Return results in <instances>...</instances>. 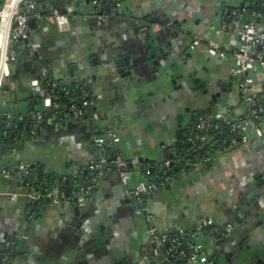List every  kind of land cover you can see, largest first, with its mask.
<instances>
[{
  "label": "crops",
  "instance_id": "1",
  "mask_svg": "<svg viewBox=\"0 0 264 264\" xmlns=\"http://www.w3.org/2000/svg\"><path fill=\"white\" fill-rule=\"evenodd\" d=\"M65 2L66 5H74L76 11L89 12L94 16L86 21L74 13L72 28L68 33H60L55 29L45 31L43 24L36 21L40 31L31 29L30 35L32 40L42 43L39 44L41 55L31 60L27 46L20 44L21 60L15 66L18 79H12L13 88L6 87L0 93V121L5 120L6 127L8 117L13 116V120L20 122L25 131L26 121L31 116L33 118L34 111L40 105L34 92L39 85L38 77H42L41 67L48 70L51 79L61 82L60 90H63L64 83L66 87L80 83L79 75L83 76V69L93 71L99 68L97 75H103V66L112 64L114 58L119 56H130L132 65L136 62L137 65L132 69L133 80L125 79L123 86L118 89L112 88L111 81L106 84L105 78L94 82L95 93H101L102 97L99 101L102 105L99 108L100 119L96 126L114 127L122 142L124 136L125 146L120 149L132 164H141L140 158L148 160L146 162L162 163L176 143L179 130L192 113H213L219 109L241 110L237 82L231 74L233 59L221 61L210 57L204 47L192 46L195 39L206 32L207 24L219 22L224 7L242 6L244 0H121L106 11L108 20L105 23H99L89 2ZM55 7L62 8V1ZM156 26L159 30H154ZM137 28L141 30L138 33ZM162 31H166L164 37L160 35ZM155 37L159 39L156 46L164 49V60L161 54L155 59L147 56L152 45L149 43L148 48L146 42ZM222 40L224 44L228 42L226 37ZM112 47L118 50L117 54L108 53ZM144 54L148 59L138 62L145 57ZM104 56H110L111 59L107 61ZM94 59L102 64L93 63ZM154 61L159 63L153 65ZM173 63L181 67L175 72L177 84L173 87L177 89H171L174 94L172 97L165 95L168 93L159 96L164 80L169 83L172 80L167 71ZM184 63L188 66H184ZM191 66L197 72L195 78L201 79L203 90H195L198 84L194 85V78L187 74H192ZM50 71H53V75ZM206 73L208 81L205 79ZM253 75L258 85L259 82L264 83L262 73L256 71ZM72 78H78L77 82H70ZM91 80H94L93 77L88 75L86 81ZM15 81L19 83L18 91ZM135 89L138 91L133 93ZM206 89H209L207 94L204 93ZM224 89L227 91L223 92ZM217 93H221V97L211 105L210 101ZM145 96L151 97L150 100L145 102ZM55 129L56 132H42L36 140H31L25 138L27 133L20 132L17 126L15 133L9 134L24 140L18 141L12 152L1 156L3 161L35 164L45 173L57 174L58 177L62 175L64 180L70 178V168L87 163L94 154L90 122L68 121L57 125ZM141 129L144 135L142 139L137 137ZM226 144L229 145L228 142ZM0 149L4 150L2 145ZM158 154L162 155L161 158ZM216 159L209 170L185 173L157 192L148 205L150 223L158 231L170 235L181 229L195 228L199 220L212 219L220 227L234 225L237 241L243 239L252 245L264 247V140L253 136L246 146L229 148ZM55 187L60 188L58 183H55ZM64 187L60 188L62 194L58 205H53L48 199L37 201L44 205L40 213L36 214L23 199L12 200L11 194L19 192L20 188L0 175L1 257L17 248L18 253L12 264H41L39 257L53 264H139L143 260L144 252L152 247L144 232L147 226L134 213L119 178L103 179L88 203L91 215L85 222L92 219L94 224H85L97 233L106 226L107 238H110L109 242L103 244L108 249L101 254L95 252L83 254L82 257L74 254L75 248L69 235L74 228L69 222L76 221L72 216L77 206L72 203L70 186ZM250 194L254 196V202L249 199L243 201L242 196ZM238 210L244 212L240 222L236 217ZM230 216L233 220L229 219ZM227 236L222 235L214 240L200 238L208 248L209 256L214 255L213 258L220 264H230L227 259L232 261L235 253L240 254L241 249L235 248L238 242H225ZM21 244L25 246L23 250Z\"/></svg>",
  "mask_w": 264,
  "mask_h": 264
},
{
  "label": "built area",
  "instance_id": "2",
  "mask_svg": "<svg viewBox=\"0 0 264 264\" xmlns=\"http://www.w3.org/2000/svg\"><path fill=\"white\" fill-rule=\"evenodd\" d=\"M59 1L63 0H0V93L6 87L13 88L12 71L18 59L15 45L19 48L20 44H25L30 49L31 56H34V53L39 49V44L35 43L30 35L29 20L31 17L28 15L30 12H34L33 18L38 23L56 26L60 33L71 31V18L76 9L74 5L67 4L65 11L61 12L51 5L57 4ZM85 1L90 3L98 16L99 23H105L108 20L107 12L103 10L105 5L101 0ZM110 1L108 10L112 5L116 6L119 3V0ZM42 5H45V9L42 8ZM261 7L264 8V2L261 3ZM245 17L251 19L244 21ZM206 28V32L195 39L192 47H204L210 57L221 61L233 59L234 67L231 69V74L237 82L238 101L242 108L239 112L233 111V109H219L209 114L195 113L194 118L197 121L195 126L203 132H208L214 125L222 128L228 127L232 136L230 139L232 147L245 146L252 136L261 137L264 140V83L259 82L258 85L256 77L253 75L259 71L264 77V13L256 10L255 3L237 6L231 11L224 10L219 22H211L207 24ZM154 30H159V27L156 26ZM210 35L216 38H212ZM224 37L228 41L226 44L222 40ZM204 42L206 43L205 46ZM40 74L45 80L48 78V70L45 67L40 68ZM46 83H51L53 88L60 89L62 87L61 82L57 80L50 81L47 79ZM41 85L35 89L34 96L41 100L44 108L54 110L58 107L55 98L50 96ZM64 93L68 94L65 91ZM88 96V92L82 90V97L87 98ZM91 100V102L86 100L84 105H94V99ZM96 100H102L101 95ZM84 115L82 110L72 104L59 120L78 121ZM33 118L37 119L40 124L45 122L55 127L60 125L56 123V119L47 118L44 111L35 113ZM8 119L13 126L15 120L12 116H9ZM99 119L98 113L92 114L91 120L97 123ZM104 133V136L93 139L95 146L93 145L92 159L87 163L70 168L71 177H69L74 180L72 203L77 207H86L100 181L114 173L122 183L125 197L130 202L134 213L141 216L143 212L148 211L147 199L153 193L166 188L172 180L170 177H165V179L157 181V176H154L156 180L152 178L151 171L142 172L140 164H132L119 148L122 139L114 127H107ZM188 142L191 147L197 149L204 146L214 147L216 143L214 139L201 135L196 138H189ZM174 152L175 149L171 148L168 154H174ZM112 153L115 155L114 158H111ZM185 163L187 166L193 165L196 172H203L207 167L206 161L194 163L193 159H187ZM130 164H132L131 169L129 168ZM11 166L5 167L0 159L1 177L8 182H15L17 185L22 184L19 187V192L11 194L13 201L23 199L26 202H40L42 197H45L53 205L59 204V196L62 194L60 188L55 186L48 188L47 186L44 189V194L33 190L35 187L30 184L29 180L33 178L34 170L29 163L18 162V164L15 163ZM171 166V160L165 159L160 166L161 174H167V171L171 170ZM83 173L93 174L92 185L79 181ZM158 174L159 172L156 175ZM135 176L137 178L134 180ZM52 187L54 189L50 190ZM211 227L213 229L209 231ZM233 229L232 224L220 227L212 219L199 220L195 228L188 232L185 231L186 228L181 229L175 236L162 233L155 227H146L144 232L152 247L144 252L143 260L139 264H161L167 261V255L172 253L173 249L181 247L188 250L185 264H208L209 250L200 241L202 235L208 234L203 237L213 240L219 236L228 235ZM166 246H169L170 249L166 250ZM164 250L167 255H165ZM0 264H9L8 253L3 256Z\"/></svg>",
  "mask_w": 264,
  "mask_h": 264
},
{
  "label": "trees",
  "instance_id": "3",
  "mask_svg": "<svg viewBox=\"0 0 264 264\" xmlns=\"http://www.w3.org/2000/svg\"><path fill=\"white\" fill-rule=\"evenodd\" d=\"M103 2V4L105 5L104 7V12H108V6L111 4L110 0H101ZM121 1V0H119ZM264 0H244V5H251L252 3H255L256 5V10L261 11L264 13V8L261 7V3H263ZM56 3H53L51 5L55 6ZM41 5V3H40ZM42 8L45 9V5H42ZM236 7L233 6H226L224 7V9L222 10L224 12V10L228 9V10H233ZM251 18L245 17L243 20L247 21L250 20ZM205 46V42L203 43ZM16 65V63L14 64ZM50 81H54L53 79H51L50 77L47 78ZM46 79V80H47ZM46 80L42 82L41 87L43 89H45L50 96L55 98V101L58 104V107H56L54 110H48L46 108H44L43 103L41 102V100H38L40 103V105L38 106V109L35 110V113L38 112H45L46 117L47 118H52V119H56V123H59L60 125L65 124V122H67L68 120H59L60 117H62V114L66 111L69 110L70 106L72 104H75V106L77 108H79L80 110H82L84 112V116L78 120L80 122H90V128H91V133H92V146L94 144L93 139L95 137H100V136H104V130L107 128H98V126H96V122H94L93 120H91L92 114L93 113H98L99 114V104H94L91 106H85L84 102L87 100H89V102H91L92 100V90L90 87H86L87 82H83L81 84H71L68 85V89L70 90V92L66 95L65 93H62V90L57 89V88H53L50 84L46 83ZM85 87V88H84ZM82 90H85L88 92L89 94V98H83L82 97ZM198 114H205L207 112H196ZM209 114V113H208ZM194 113H192V115H190L189 119L182 125L181 129L179 130L178 136H177V141L176 143L173 145L172 148L175 149L174 154H168L166 156V159L171 160L172 162V166H171V170L167 171V174L162 175L161 171H160V166L161 163H157V162H141V167H142V172L143 171H151L153 176L152 178H155L154 176H157V181L159 180H163L165 179V177H170L171 180L180 178L183 174L188 173V172H196V169L193 165L187 166L185 161L187 159H193L194 163H199L201 161H213L210 160L217 151H224L225 148L226 150L228 149L227 146V140L231 139V133H230V129L228 127H219L217 125H214L213 128H211L208 132H203L201 130H199L197 128V126H195V124L197 123L196 119L194 118ZM2 120L0 121V145L3 146L4 150L0 149V159L1 162L4 163L5 167H12L11 163L9 162H4L3 161V156L4 154L10 153L12 152L13 149H16V146L18 143V141H23V138L16 139L15 136L13 137L12 134L9 133H15V129L17 128L16 124H13L12 127H10V129H3V126L6 125V123H4ZM9 126V122L7 123ZM43 124V123H42ZM37 119L35 118H29L26 121V129L25 131L23 130L24 128L21 127L19 128L20 132H26V135L32 136V135H36V131H38V129H41V125ZM7 126V128H8ZM16 126V127H15ZM6 128V126H5ZM23 128V129H22ZM25 135V138L27 137ZM198 135L201 136H205L206 138H212L216 141V145L214 147H209V146H204L201 147L200 149L197 148H193L191 147V145L188 142L189 138H196ZM2 165V164H1ZM31 165V164H30ZM129 168L131 169V167L129 166ZM34 170V176L33 178H31L29 180L30 184L33 185L35 188L33 190L38 191L41 194H44V189L45 187L48 186H55V183L59 184L60 188L64 189V186H70L71 190H73L74 187V180H72L71 178H67L66 180L63 179V176L61 175L60 177L57 176V174H48L45 173L44 171L40 170L37 166H34L32 168ZM159 172L158 175H156ZM111 177H117L114 173L112 174V176H108L107 178H111ZM93 174L91 173H83L82 174V178L79 180L80 182H86L87 184L92 185L93 182ZM137 177L135 176L134 180ZM155 178V180H156ZM102 181V180H101ZM100 181V182H101ZM22 186V184H19L18 187ZM96 190V189H95ZM160 190H164V188L160 189ZM159 190V191H160ZM157 191V192H159ZM95 192V191H94ZM153 193L151 195V197H149L146 201V205L148 206L150 203V200L153 199L154 195L157 193ZM44 196V195H43ZM71 199H72V195H71ZM46 200L45 197H42L41 201L44 202ZM25 201V200H24ZM27 203L29 204V208L31 209V211L33 213L39 214L40 211L42 210V207L44 204H39L36 203L34 204L33 201H27ZM143 221L146 223L147 228L149 227H154L149 219V211L143 212L142 215L140 216ZM189 228V227H188ZM213 227L209 228V231H212ZM185 231H190L189 229H186ZM177 235L176 233L170 234V236H175ZM208 235V234H206ZM206 235H202L206 236ZM166 250L170 249L169 246L165 247ZM165 252V250H164ZM163 252V253H164ZM188 250L185 247H181V248H175L173 249L172 253L170 254H166L167 255V261H165V264H184L183 262V258L186 259V254H187ZM18 253L17 248H15L12 252L9 251L8 252V263L12 264L14 261V257L15 254ZM20 253V252H19ZM183 253V255H182ZM181 256H184L183 258ZM184 259V260H185ZM0 262H2V260H0Z\"/></svg>",
  "mask_w": 264,
  "mask_h": 264
},
{
  "label": "water",
  "instance_id": "4",
  "mask_svg": "<svg viewBox=\"0 0 264 264\" xmlns=\"http://www.w3.org/2000/svg\"><path fill=\"white\" fill-rule=\"evenodd\" d=\"M67 1L69 2L70 0H67ZM62 4H63V7L62 8H59V9H60L61 12H64L65 11L64 10V8H65L64 6H66L65 0L62 1ZM117 13L118 14H121L120 11H118ZM28 15H29V17H31L30 20H29L30 28L33 31H35V30L40 31L39 30V27H38L39 24H37L36 20L33 18L34 12H30ZM75 15H78L79 18L82 17V19H86V21L91 16H94V14H92V13H89V12L84 13V12H81L79 10H77L75 12ZM73 19H74V16H72L71 22L73 21ZM143 22H145V21H143ZM42 27H43V30H45V31L46 30H53V29L57 30L56 26H53V25H50V24H43ZM139 30L140 29L137 28L136 29V33H138ZM165 32L166 31L160 32V35L162 37H164V33ZM147 34H148V36H150L149 32H147ZM33 40L37 44H42L41 42H38V40H36V39H33ZM158 41H159V39L156 38V37L155 38H152L151 40H147L146 43L148 44V48L150 47L149 43L152 45V50H150L148 52L149 55H147V56L152 57L153 59H155L157 55L161 54V55L164 56L163 57V60H164L166 58V56L164 55V49L163 48H159V47L156 46L157 43H158ZM14 48H15V50L18 53V59H17L16 64L17 63L19 64V61L21 60V58L19 56V52L20 51H19V48H18L17 45H15ZM27 49H28V53H29V56H30V59L31 60H33L35 58L38 59L39 56L41 55L40 48L34 53V56H31L30 55V49L29 48H27ZM108 53L114 55V54H117L118 53V50H116V49H114L112 47L111 49H109V52ZM144 55H145V57L143 56V58L140 61H138V62L142 63L143 60H147L148 59V57L146 56V54H144ZM109 57L110 56H107V57L104 56V58L107 59V61L112 58V55H111V58H109ZM166 60H169V59H166ZM172 60L173 59H171V61ZM93 63L102 64V63H99V61L97 59L96 60L94 59L93 60ZM158 63H159L158 61H154L152 64L154 65V64H158ZM134 65H137V64H136V62H133V65H132V61H131V57L130 56H121V57L119 56L118 58L117 57L114 58L112 64H105L103 66V70H101V73H103V75H97L99 73L98 72L99 71V68H97V70H96V68H94L93 71L95 73H92L93 71L90 70V69H87V68L86 69H83L82 71L84 72V74L82 76L83 77L82 78V81L87 82L86 87L88 86V87L91 88L92 93H93L92 94V97H93L92 99H94L95 103L96 104H99V101H101V100H96V98L99 95H101V93L100 94L99 93H95V89H94L95 88V85H94V82L102 81L105 78L106 84L109 81H111L110 83L112 84V88L115 87L116 89H118L119 86H123V83H125V79L129 78L131 81L133 80V77H132L133 70L132 69H134ZM15 66L16 65H14L13 71H12V79H14V80L18 79L16 77V75H15L16 74L15 73V71H16ZM184 66H188L187 63H184ZM169 67H170V70H168L167 72H168V76H170L172 80H171L170 83H169L168 80H164V84H171L172 86H176L177 79L175 78V72H178L181 67H180V65L178 63H173ZM187 70H188V68H187ZM190 70H192V74H191V72L190 73L187 72V74H189V77L191 75L194 78L193 79V84L194 85H197L198 84V86H197V88H195V90L196 91L197 90H203L204 89V86L201 84V79L200 78H195V77H197V72L194 71V68L192 66H191V69ZM50 74L53 75V71H50ZM183 74H185V73H182V75ZM88 75H91L94 80L86 81V78L88 77ZM163 75L167 76L166 73H164ZM84 76H86V77H84ZM38 80H39V85L35 87L36 89L39 88V86L42 84V82L45 80V78L39 76L38 77ZM77 80H78V78H72V80H70V82L71 81L77 82ZM80 80H81V78H80ZM105 82H104V84H105ZM164 84L161 85V88L164 86ZM15 85H16V89L18 91V89H19V83H18V81H15ZM126 87L129 88L130 87L129 84H127ZM174 89L176 90L177 88L175 87ZM208 90L209 89L204 90V93L207 94L208 93ZM64 91L65 90H62V93H64ZM137 91H138V89H135V90H133V93H135ZM164 91H165L164 93H168L170 95V97H172V95H174V94H172L173 92L171 93V89L170 88H165ZM226 91H227V89H224L223 90V92H226ZM117 92H118V90H117ZM218 97H221V93H217L216 95H214L212 97L213 100L210 101V104L211 105H214V103H215V101H217V98ZM7 110L8 109L6 108L5 111H7ZM2 114H3L2 119H4V113H2ZM12 118H13V116H12ZM70 121L71 122H77V123L80 122V121H76V120H70ZM13 123H15L19 128L22 127V124L20 122L18 123L16 121H14ZM10 127H12V124L11 123H9V126H8V128L6 127V129L9 130ZM40 128L41 129H38V131H36V135H32V136L26 135L27 138H30L31 140H34V139L36 140L40 135L43 134L42 132H48V131L49 132H52V131L53 132H56L55 131L56 130L55 129V126L49 125V124H47L45 122L41 125ZM114 156H115L114 153H112L111 154V158H114ZM143 161H144V159L143 158H140V162H143ZM146 161H148V160H146ZM17 164H18V162H17ZM34 166H35V164H31V167L32 168ZM130 167L132 168V164H130ZM50 190H53V188H50ZM66 191H67V193H69V190L68 189ZM242 198H243V201H247L249 199L251 202H254V200H255V198H254V196L252 194H250L248 196H244L243 195ZM33 203L35 204L36 201H33ZM247 205L249 206L248 203H247ZM89 206L90 205L88 204L84 208L83 207L82 208L81 207H77L75 209L74 214L72 216L73 217L72 219H74V221L76 220L75 222L77 223V225H75V223L73 224V223H70L69 222V224H71V227L74 228L73 232H71L69 234L72 237V242H73V246H74L73 248H75L74 254L77 255V256H79V257H82L83 254H93L95 252H97V254L98 253L99 254L104 253V251L108 249V246H103L102 247V244H104L102 242L105 241V243H107V241L108 242L110 241V238H106L105 235H104V232L106 230V226L103 227V229H102L103 232L100 235H98L97 231L96 232H88V231H85L84 229L81 228L83 225H84V228H85V225H86L85 223H88V224H90V223L92 224L93 223L94 224V220H92V219L91 220H88L87 222H84L91 215L88 212L90 210L89 209ZM240 206H242V203L240 204ZM240 206L238 207L239 209L241 208ZM84 212H86V213H84ZM236 214H237L236 217L238 218V221L240 222L244 218V212H243V210H238ZM229 219L230 220H233V217L230 216ZM235 233L236 232H235V227H234V230L231 233L228 234V236H227L228 238H226L224 241L225 242L226 241H228V242L231 241V242L235 243V241H237L235 239V237H234ZM105 238H106V240H105ZM244 241H246V240L241 239V240H238L237 241L238 242L237 244L235 243L236 244L235 248H240L241 249L240 250V254L235 253L236 255L232 259V261L229 260V259H227L228 262L230 264H232V263L233 264H264V247L257 246V245H252V246L250 245V246L247 247L248 248L247 253H244V249H245V247L243 245ZM24 247H25L24 244H21L20 245V248L22 250L24 249ZM210 257H211V262H210L211 264H220V262L217 261V259H214L213 258L214 255L211 254ZM1 259H2V257L0 256V260ZM38 260H39V262L41 264H53V263H47L46 259L43 258V257H39ZM208 264H209V262H208Z\"/></svg>",
  "mask_w": 264,
  "mask_h": 264
},
{
  "label": "rangeland",
  "instance_id": "5",
  "mask_svg": "<svg viewBox=\"0 0 264 264\" xmlns=\"http://www.w3.org/2000/svg\"><path fill=\"white\" fill-rule=\"evenodd\" d=\"M89 9V6H86V9ZM90 8H91V10L93 9L91 6H90ZM123 8H121V10H122ZM81 72V71H80ZM210 76V75H209ZM79 77L81 78V81H80V83L79 84H81V82H82V74H80L79 75ZM205 79H206V81H208V73H206L205 74ZM165 88H170V89H172V90H174V88H173V86L171 85V84H164V86L161 88V91L159 92V96H161L162 95V93L163 94H165L164 92V90H165ZM137 95V94H136ZM165 95H167L168 97H170V95L169 94H165ZM137 96H139V95H137ZM150 98L151 97H149V96H145V102L146 101H148V100H150ZM102 107V105L99 103V108H101ZM142 133V135H143V130L141 129V131L139 132V135L137 136L138 138H140V139H142L143 137H144V135L142 136V135H140ZM125 141H126V139L124 138V136H123V142H121V144H119V148H123L124 146H125ZM158 155H160V158H161V154H158ZM155 158H158L159 159V157L158 156H155ZM50 161V160H49ZM118 178V177H117ZM159 194V193H158ZM160 194H162V192H160ZM244 246H245V249H244V253H247V251H248V246H252V244L248 241V243H247V241H244ZM262 247H263V245H262ZM254 249V248H253ZM260 249V248H259ZM243 253V252H242Z\"/></svg>",
  "mask_w": 264,
  "mask_h": 264
},
{
  "label": "flooded vegetation",
  "instance_id": "6",
  "mask_svg": "<svg viewBox=\"0 0 264 264\" xmlns=\"http://www.w3.org/2000/svg\"><path fill=\"white\" fill-rule=\"evenodd\" d=\"M48 77H49V75H48ZM63 87H64V90H65V92L66 93H69L70 92V90L66 87V84L64 83L63 84ZM68 122V121H67ZM66 123V122H65ZM253 137V136H252ZM251 137V138H252ZM227 142L229 143V145L227 146L228 147V149L227 150H229V148H237V149H240L241 147H243V146H231V140L230 139H228L227 140ZM215 145H216V143H215ZM246 146V145H245ZM226 151V148H225V150L224 151H217L216 153H215V155L210 159V160H217L216 158L218 157V155L221 153H224ZM212 162L213 161H211V162H209V161H206V164H207V167H206V169L204 170V171H206V170H209L210 168H212L213 166H212ZM203 171V172H204ZM37 202V201H36ZM39 202V201H38ZM85 222V221H84ZM70 223H72V221L70 220ZM75 223V225H77V223L76 222H73V224ZM90 225V224H89ZM234 226V225H233ZM82 229H84L85 231H88V232H92L91 231V227H89V226H87V225H85V228H84V225L81 227ZM103 227H101V230H100V232L98 233V235H100L102 232H103ZM234 230V229H233ZM104 235H105V237L107 238V236H109L108 235V232L105 230V232H104ZM106 238H105V240H106ZM102 243H105V241L104 242H102ZM101 243V244H102ZM102 247H103V244H102ZM17 254V253H16ZM15 254V255H16ZM3 258V257H2ZM2 260V259H1ZM209 262H210V257H209Z\"/></svg>",
  "mask_w": 264,
  "mask_h": 264
}]
</instances>
